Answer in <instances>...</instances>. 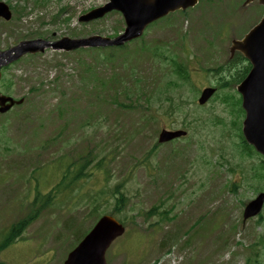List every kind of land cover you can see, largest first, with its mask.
I'll return each instance as SVG.
<instances>
[{
    "label": "rangeland",
    "instance_id": "374dc122",
    "mask_svg": "<svg viewBox=\"0 0 264 264\" xmlns=\"http://www.w3.org/2000/svg\"><path fill=\"white\" fill-rule=\"evenodd\" d=\"M0 1L14 6L12 21L0 23L1 48L37 34L50 39L112 36L124 26L116 12L78 22L80 14L108 0ZM243 2L203 0L193 10L170 14L149 26L140 42L117 51L112 62L93 60L87 50L47 49L23 57L5 72L0 89L12 79L10 93L25 99L0 116V217L18 220L29 212L27 202L22 206L28 193L33 199L39 192L41 203L46 201L45 194L67 167L72 170L87 153L90 161L82 170L88 176L68 189L63 183L55 202L0 250V264H61L99 214L113 210V189L119 182L128 198L116 215L128 231L109 246L107 264H244L249 247L264 234V219L242 220L244 204L264 189V180L251 181L261 158L240 153L246 149L237 137L243 119L240 103L231 102L233 111L220 93L193 112L197 90L220 87L221 77L228 81L221 91L235 92L237 71L246 62L222 71L214 68L227 61L231 40L261 15L258 5ZM164 56L186 60V77L197 86L169 92L183 102L184 111L174 115L168 102L158 98V88L172 80ZM89 63L93 73L85 69ZM117 101L135 106L120 107ZM181 123L190 134L153 153L159 129ZM100 158L102 168H96ZM229 182L238 187L230 190ZM153 206L164 207L170 217L160 220ZM261 213L264 218V206ZM255 249L264 264V249L258 244Z\"/></svg>",
    "mask_w": 264,
    "mask_h": 264
},
{
    "label": "water",
    "instance_id": "95a60500",
    "mask_svg": "<svg viewBox=\"0 0 264 264\" xmlns=\"http://www.w3.org/2000/svg\"><path fill=\"white\" fill-rule=\"evenodd\" d=\"M251 1L253 0H246V2ZM258 1L264 5V0ZM194 2L195 0H108L103 6L79 16L78 20L86 22L101 17L111 10L120 11L125 28L123 33L114 39L98 35L81 38L63 36L53 41L42 38L26 39L0 53V67L25 53L42 52L45 48L70 51L86 46L123 44L140 36L144 28L158 17L180 7L186 8ZM10 16L7 4L0 1V17L8 20ZM235 49L241 51L252 64V69L237 86L245 112L242 134L246 142L264 157V15L242 40L233 41L231 51ZM213 92V88L203 89L199 103H204ZM13 103L12 98L0 96V111L7 110ZM184 134L182 130H162L159 142ZM263 201L264 192H261L244 206L243 218L256 215ZM123 231V225L113 216H101L77 246L69 252L64 264H106L104 257L106 249Z\"/></svg>",
    "mask_w": 264,
    "mask_h": 264
},
{
    "label": "trees",
    "instance_id": "16d2710c",
    "mask_svg": "<svg viewBox=\"0 0 264 264\" xmlns=\"http://www.w3.org/2000/svg\"><path fill=\"white\" fill-rule=\"evenodd\" d=\"M44 2H45V0H34V3H36V4H43ZM37 36H41V35L37 34ZM122 48H123V46L122 47H108V48H86V49L77 50L76 52L85 51V50L91 51L93 54V60L108 59L110 62H112L111 60H113L114 56L116 55L115 51L122 49ZM83 61H84V59H79V63H82ZM85 69L89 72H92V73L94 72V68H93L91 63L87 64V67ZM180 76H182V75H180ZM94 79H95V76H93L91 78V81H94ZM111 80H113V78H111ZM175 84L176 83L174 81L172 86L175 87L176 86ZM169 90L170 89H168V91ZM224 98L229 99L230 102H232V103H237V104L240 103V98H238V97L232 98V101H231V96L230 97L224 96ZM129 100L131 101L133 99L130 98ZM165 101H167L169 104L170 115H174L176 112H180L183 110V108H181V103L176 101L171 95L167 94V98H165ZM115 104L117 106H120V107L135 106V104L131 105L129 103L122 102V101H117V102H115ZM232 108H233V110H235L234 105H232ZM239 110L242 111L241 108ZM239 137L241 139V142L246 147L244 152H242L240 150L241 155H244L246 157H252V156L258 155L254 152V150L252 149V147L250 145H248L247 143H245L243 141V138H242L240 133H239ZM157 146H158V144H157V142H155L153 144V147L151 148V151L153 152V150H155ZM88 157H90L89 153L85 154L83 158L78 157L80 159V161L76 162V160H75V162L72 165L73 166L72 170L70 167L69 168L67 167V170L62 172V174L60 176L61 178H59V180L57 182L55 181L56 183L52 186L51 191L49 193H46V196H45V198H47L46 201L41 203V200H40L41 196H39L41 194H39V192L34 193L33 199L29 198L30 194H28L27 197L25 196V198H23L24 203L22 204V206L25 204V202H27L29 204V212L27 213L28 215L26 214L25 218H23L19 221H16V223L11 225V228L3 237V242L0 244V248L6 247L11 242H13L15 239H17V237H19L22 234V232L24 231L26 226L30 223V221H33L35 218H37L41 212H43L48 206H50L52 204V198L54 197V195L58 194L59 188L62 186L63 183H66L63 185L66 187V189H68L71 186L76 185L77 182L81 178L88 176L87 172L84 173L82 171L84 167L88 166V165H86L90 161V159H87ZM102 161H103V158L98 159L94 166L96 168H100V167L102 168ZM253 165L254 166L252 168L257 167L258 163L256 162ZM255 175H256L255 178H253L251 181L257 180V179L264 180V161L263 160H261L260 171H258V173ZM123 185H124V183L120 182L114 186L113 197L115 198V202H114L113 210L110 211L111 214H114L117 212L119 213L121 211V208L125 205V203L127 201V195L123 191ZM237 187H238V184H236L234 182H229L228 188L230 190L233 191ZM261 190H264V189H259L257 191L259 192ZM49 195H52V198H49ZM27 198H29V201H27ZM154 208H155V211H157V208L156 207H154ZM159 209H160V211L158 213L160 214L161 218H163V216H165V214L161 215L163 212V210H161V209H164V208H158V210ZM163 213H165V211ZM263 219H264L263 214L261 213L258 216L257 222L261 223V221H263ZM224 244H226V243H224ZM257 244L261 248L264 249V234H261L259 239L257 240V242L253 243L251 245L249 252L245 256L244 264H261L260 260L258 259L259 252L256 255L257 250L255 249V247ZM223 246H225V245H223Z\"/></svg>",
    "mask_w": 264,
    "mask_h": 264
},
{
    "label": "flooded vegetation",
    "instance_id": "af4514ba",
    "mask_svg": "<svg viewBox=\"0 0 264 264\" xmlns=\"http://www.w3.org/2000/svg\"><path fill=\"white\" fill-rule=\"evenodd\" d=\"M234 56H235V55H234ZM15 62H16V61H15ZM15 62H14V63H15ZM195 62L199 63V62H198V58H196V61H195ZM14 63H11V64H9V65H7V66L2 67V69H1V73L4 74L5 71L10 70L11 67L14 65ZM200 71L203 72V69H200ZM0 93H1V92H0Z\"/></svg>",
    "mask_w": 264,
    "mask_h": 264
}]
</instances>
